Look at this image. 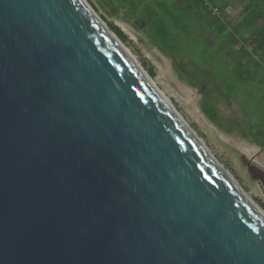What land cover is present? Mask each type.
Instances as JSON below:
<instances>
[{
  "label": "water",
  "instance_id": "obj_1",
  "mask_svg": "<svg viewBox=\"0 0 264 264\" xmlns=\"http://www.w3.org/2000/svg\"><path fill=\"white\" fill-rule=\"evenodd\" d=\"M0 264H264V224L79 0H0Z\"/></svg>",
  "mask_w": 264,
  "mask_h": 264
},
{
  "label": "trees",
  "instance_id": "obj_2",
  "mask_svg": "<svg viewBox=\"0 0 264 264\" xmlns=\"http://www.w3.org/2000/svg\"><path fill=\"white\" fill-rule=\"evenodd\" d=\"M101 1V0H98ZM188 85L202 94L201 108L224 132H244L264 149V0H244L238 15L226 13L228 0H112ZM108 27L124 42L126 35ZM241 92L259 113L240 107L225 117L217 104L239 101ZM253 120H252V119Z\"/></svg>",
  "mask_w": 264,
  "mask_h": 264
},
{
  "label": "rangeland",
  "instance_id": "obj_3",
  "mask_svg": "<svg viewBox=\"0 0 264 264\" xmlns=\"http://www.w3.org/2000/svg\"><path fill=\"white\" fill-rule=\"evenodd\" d=\"M96 14L106 23L117 26L125 35L123 44L131 55L147 72L157 89L170 101L195 133L204 141L209 150L236 178L257 206L264 212V188L251 177L242 158L254 162L264 169V149L251 144L244 132H224L213 124L202 111V94L198 89L183 81L172 67L171 60L163 55L146 36L136 30L126 15L113 10L112 0H86ZM226 13L238 15L244 6V0H228ZM237 100L230 99L229 105L217 101L221 113L230 117L234 112L242 117L241 108L251 109L254 117L259 111L244 92ZM244 108V107H243ZM252 119V118H251ZM253 120V119H252Z\"/></svg>",
  "mask_w": 264,
  "mask_h": 264
},
{
  "label": "bare ground",
  "instance_id": "obj_4",
  "mask_svg": "<svg viewBox=\"0 0 264 264\" xmlns=\"http://www.w3.org/2000/svg\"><path fill=\"white\" fill-rule=\"evenodd\" d=\"M89 12L93 15L105 35L108 39L115 45L121 54L134 66L136 71L139 73L140 77L147 83L151 90L155 93L157 98L164 104L168 111L173 115L175 120L181 125L183 130L188 134V136L194 141V143L201 150L203 155L214 165V167L222 175V178L229 184V186L235 191V193L245 202V204L251 209V211L256 215L257 218L264 224V212L257 206V204L249 197V195L244 191L236 178L226 169L212 152L209 150L204 141L195 133L192 127L186 122L182 115L176 110V108L170 103V101L157 89L154 82L151 80L147 72L141 67V65L135 60L131 55L127 47L118 38V36L106 25V23L96 14V12L91 8V6L86 2V0H79Z\"/></svg>",
  "mask_w": 264,
  "mask_h": 264
}]
</instances>
